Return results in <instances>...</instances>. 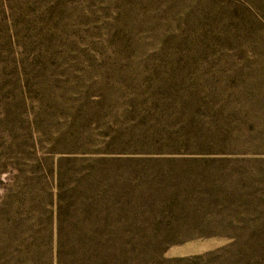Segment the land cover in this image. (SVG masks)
I'll return each mask as SVG.
<instances>
[{
    "label": "rangeland",
    "instance_id": "rangeland-1",
    "mask_svg": "<svg viewBox=\"0 0 264 264\" xmlns=\"http://www.w3.org/2000/svg\"><path fill=\"white\" fill-rule=\"evenodd\" d=\"M0 264H264V0H0Z\"/></svg>",
    "mask_w": 264,
    "mask_h": 264
},
{
    "label": "trees",
    "instance_id": "trees-1",
    "mask_svg": "<svg viewBox=\"0 0 264 264\" xmlns=\"http://www.w3.org/2000/svg\"><path fill=\"white\" fill-rule=\"evenodd\" d=\"M172 158H177V157H172ZM198 157H178L177 159H171V161H184V162H188V161H195L198 160Z\"/></svg>",
    "mask_w": 264,
    "mask_h": 264
}]
</instances>
